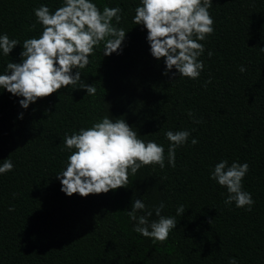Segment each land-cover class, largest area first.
Wrapping results in <instances>:
<instances>
[{
  "label": "trees",
  "instance_id": "16d2710c",
  "mask_svg": "<svg viewBox=\"0 0 264 264\" xmlns=\"http://www.w3.org/2000/svg\"><path fill=\"white\" fill-rule=\"evenodd\" d=\"M94 3L119 7L121 19L111 23L126 32L119 54L103 55L101 41L79 69L95 94L78 82L22 109L20 98L0 91V160L13 163L0 174V264H228L230 257L264 264V0H212L214 31L200 41L204 68L196 79L174 76V68L162 75L146 29L132 23L139 0ZM40 4L53 11L61 0H0V33L21 43L38 36ZM21 50L0 55V72L20 61ZM105 115L163 144L165 166L144 165L107 193L66 195L55 177L70 154L64 135ZM180 129L190 135L169 166L164 133ZM221 159L248 163L242 187L254 200L250 210L226 205V188L209 178ZM135 198L148 208L163 202L161 215L177 223L167 239L133 231L127 210Z\"/></svg>",
  "mask_w": 264,
  "mask_h": 264
},
{
  "label": "clouds",
  "instance_id": "9594fccd",
  "mask_svg": "<svg viewBox=\"0 0 264 264\" xmlns=\"http://www.w3.org/2000/svg\"><path fill=\"white\" fill-rule=\"evenodd\" d=\"M211 5L212 0H139L132 23L146 29L148 52L157 61L163 59L162 75H168L174 68V76L199 77L204 68L203 61L198 59L204 53V44L200 41L214 31L213 18L208 11ZM120 12L119 7L107 5L101 10L94 0H61L53 11L47 4H40L33 9L36 21L42 26L38 36H30L21 43L9 38L7 33H0V55L9 56L18 44L22 49L20 61L9 60L5 70L0 72V91L6 90L20 98L17 102L22 109H27L37 98L78 82V88L86 90V94H95L96 88L85 83L79 69L86 67L94 46L101 41H104L105 56L122 51L126 32L111 23L113 18L120 21ZM105 37L109 38L105 40ZM207 55L211 56L212 52ZM239 71L244 72L245 68L241 65ZM22 115L19 113L18 117ZM164 135L169 141L167 163L174 166L175 149L188 141L190 132L168 130ZM63 143L70 154L55 177L60 182V190L69 196L107 193L126 186L129 175L144 165L165 166L164 145L141 139L125 119L102 116L71 135L65 133ZM190 143L196 144V138ZM0 161V174L13 169L10 159ZM248 170L246 161L234 160L229 164L221 159L214 164L209 178L226 188V205L234 202L238 208L251 209L252 195L242 187ZM163 207V202L148 208L141 198L132 199L127 216L134 222L133 231L153 240L167 239L177 223L173 216L161 215ZM184 211L183 205L176 208L177 215ZM153 213L157 219L150 221L148 218ZM228 264H237V261L230 257Z\"/></svg>",
  "mask_w": 264,
  "mask_h": 264
}]
</instances>
